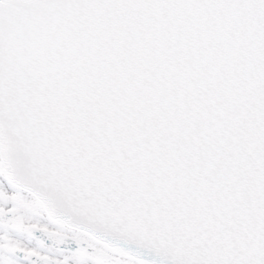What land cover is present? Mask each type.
Masks as SVG:
<instances>
[{
	"label": "snow or ice",
	"instance_id": "6c2138e0",
	"mask_svg": "<svg viewBox=\"0 0 264 264\" xmlns=\"http://www.w3.org/2000/svg\"><path fill=\"white\" fill-rule=\"evenodd\" d=\"M0 264H264V0H0Z\"/></svg>",
	"mask_w": 264,
	"mask_h": 264
}]
</instances>
